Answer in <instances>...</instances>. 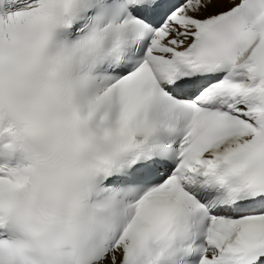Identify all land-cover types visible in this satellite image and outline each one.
<instances>
[{"label": "snow or ice", "instance_id": "1", "mask_svg": "<svg viewBox=\"0 0 264 264\" xmlns=\"http://www.w3.org/2000/svg\"><path fill=\"white\" fill-rule=\"evenodd\" d=\"M0 264H264V0H0Z\"/></svg>", "mask_w": 264, "mask_h": 264}]
</instances>
